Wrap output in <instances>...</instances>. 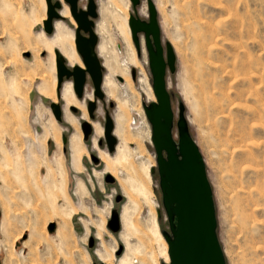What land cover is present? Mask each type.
Segmentation results:
<instances>
[{"label": "rangeland", "instance_id": "rangeland-1", "mask_svg": "<svg viewBox=\"0 0 264 264\" xmlns=\"http://www.w3.org/2000/svg\"><path fill=\"white\" fill-rule=\"evenodd\" d=\"M95 2L98 51L105 77L116 83V96L106 94L99 115L95 112L91 120L87 111L85 118L82 111H72L63 94L70 89L87 109L92 80L88 78L81 101L65 78L59 122L44 95L59 94L54 50L60 49L53 45L52 55L48 47L57 24H64L73 37L75 28L55 21V32L48 36L46 0H0V264H108L99 257L104 246L113 249L111 264H164L169 257L159 234H171L170 221L144 110L155 98L152 74L145 36L139 35L138 53L129 28L131 15L149 21V2L140 0L135 9L131 0ZM153 2L163 43L172 40L177 56L176 71L168 73L173 131L178 141L183 114L205 161L227 264H264V0ZM87 4L81 0L79 5ZM126 42L135 50L137 68ZM126 73L130 81H120L118 76ZM107 114L116 126L121 114L127 130V141L115 132L117 150L111 154L104 138ZM85 119L94 129V124L102 128L87 141ZM80 134L82 153L73 146ZM120 150L125 157L112 167L113 177L97 156L103 151L116 158ZM124 209L132 220L128 225L122 219L121 231L112 233L107 226L112 212L123 216ZM104 221L106 231L100 235L98 225ZM91 238L96 239L93 249ZM120 246L123 251L117 255Z\"/></svg>", "mask_w": 264, "mask_h": 264}, {"label": "water", "instance_id": "water-1", "mask_svg": "<svg viewBox=\"0 0 264 264\" xmlns=\"http://www.w3.org/2000/svg\"><path fill=\"white\" fill-rule=\"evenodd\" d=\"M69 5L72 17L77 23L75 31L76 50L83 61L84 68H70L62 54L55 50L58 89L65 78L72 79L75 94L79 99L84 97L85 87L90 77L94 88V100L87 102L91 119L95 118L97 100H104L103 92L104 67L97 48L99 38L95 31L94 19L98 17L95 0H88L86 9L79 6L80 0H64ZM134 9L140 0H131ZM149 2V21H143L131 15L129 26L138 50L141 48L140 34L145 36L149 66L152 74V87L157 102L144 106L145 114L152 127V143L157 154L158 172L162 201L169 217L171 234L164 232L169 244L170 264H227L225 254L217 235V214L214 194L208 179L205 161L197 144L188 130L183 114L178 122L179 139L174 138L173 94L168 89V73L176 71L177 56L171 43H163L162 30L157 8L152 0ZM47 19L44 20V32H54V22L61 18L62 4L59 0H46ZM30 54L27 53V56ZM135 78V71H133ZM119 80H123L119 77ZM57 121L63 120L61 103L50 106ZM73 111H77L72 108ZM115 123L109 114L104 125V138L110 153L114 152L117 138L114 135ZM85 140L92 135L89 122L82 123ZM66 142V139H64ZM103 141H100V145ZM95 163L97 157L91 155ZM155 173V169H152ZM108 182H113L109 176ZM122 197L117 198L121 202ZM112 233H119L122 228L121 215L113 210L108 222ZM95 247L94 238L90 239L89 248ZM123 251L120 246L117 255ZM95 264V263H94Z\"/></svg>", "mask_w": 264, "mask_h": 264}, {"label": "bare ground", "instance_id": "bare-ground-1", "mask_svg": "<svg viewBox=\"0 0 264 264\" xmlns=\"http://www.w3.org/2000/svg\"><path fill=\"white\" fill-rule=\"evenodd\" d=\"M60 2H62L61 4H62V8H61V10L63 9V7H64V5H66L68 8H69V5L67 4V3H63V1L62 0H59ZM65 2V1H64ZM80 2H81V0H80ZM80 2H79V4H80ZM152 2H153V0H152ZM153 4L155 5V3L153 2ZM80 6V5H79ZM81 7V6H80ZM86 7H87V5H84L83 7H81V8H83V9H86ZM68 8H65L64 10H63V13H61V10H60V15H61V18L60 19H58V20H55V21H60V20H64V21H67L68 23H70V25L72 26V27H74L75 28V31H76V28H77V23H76V21L74 20V18L72 17V15H71V12H70V8H69V10H68ZM159 23H160V21H159ZM54 24H55V22H54ZM76 25V26H75ZM160 27H161V23H160ZM129 28H130V26H129ZM162 29V28H161ZM95 31H96V33H97V28H96V25H95ZM130 31H131V28H130ZM54 32H55V25H54ZM54 32L51 34V35H53L54 34ZM46 34V33H45ZM98 34V33H97ZM47 35V34H46ZM131 35H132V32H131ZM48 36H50V35H48ZM56 37H54V40H53V44H52V46H49L48 48H49V51H50V53L53 55V45H55V46H57L60 50H58V49H55V50H58L61 54H62V56L64 57V59L66 60V62L68 63H71V64H73L72 66L70 65V64H68V66L70 67V68H72L73 66H76V65H78V66H81L82 68H84V64H83V61L81 60H79V58H80V56H79V54H78V52L76 53V51H75V48H76V44H74V41H75V36L73 37V33L64 25V24H62V23H59V24H57V28H56V35H55ZM128 38V37H127ZM127 38H126V40H127ZM128 40H129V38H128ZM132 40H133V36H132ZM134 41V40H133ZM172 40H170V42L169 43H173V42H171ZM127 43V42H126ZM135 43V42H134ZM128 44V43H127ZM173 45V44H172ZM75 46V47H74ZM128 46H130L129 47V50H130V59L132 60V66L133 65H135L134 66V68L136 67L137 68V66L139 65L138 64V59H137V57H136V53H135V50L133 49V46H132V44L131 43H129L128 44ZM98 48H99V43H98ZM98 48H97V51H98ZM54 50V51H55ZM147 50V49H146ZM177 50V49H176ZM101 52L102 53H104L105 54V56H106V58H107V62L111 65L112 64V59H110L109 58V56H107V53H106V47H105V45L104 44H102L101 45ZM120 53V52H119ZM138 53H141V48H140V50H138ZM148 53V52H147ZM78 54V55H77ZM98 54H99V51H98ZM55 56H56V54H55ZM78 56H79V58H78ZM99 57H100V55H99ZM81 59V58H80ZM100 59H101V57H100ZM68 60V61H67ZM149 60V59H148ZM82 62V63H81ZM75 63V64H74ZM103 67L105 68V66H104V63H103ZM56 70H57V66H56ZM135 71V70H134ZM119 77H121L122 79L124 78L125 79V81L127 82V81H130V77H129V74H121V76H118V79H119ZM42 79L44 78V77H41ZM169 78V77H168ZM44 81V80H43ZM57 81H58V78H57ZM67 81V80H66ZM66 81H64V83L66 82ZM68 81H72L73 82V80L72 79H70V80H68ZM121 81V80H120ZM167 82H168V79H167ZM64 83H63V85H64ZM63 85H62V87H63ZM87 85H88V81H87V84H86V87H85V91H86V88H87ZM62 87L60 88V90L57 88V93H59L58 94V96H56L55 95V93H45V95L44 96H46L48 99H50L51 101H52V103H61L60 102V100H62V98H61V90H62ZM104 88H105V90H106V92H105V90H104ZM73 89H74V85H73ZM102 89H103V92H104V94H105V97H106V94L109 96V97H111V98H114L115 96H116V83L113 81V80H111V79H109V78H106L105 77V74H104V80H103V87H102ZM152 89H153V87H152ZM168 89H169V86H168ZM93 90V99L92 100H94V88L92 89ZM85 91H84V96H85ZM75 92V91H74ZM153 92H154V90H153ZM76 95V94H75ZM155 95V94H154ZM76 97H77V95H76ZM78 98V97H77ZM63 99L64 100H66V103H67V105L68 106H70L71 107V109L72 108H75L76 110H79V111H82V113H83V115L85 116V118H86V116H87V111H88V109H86L85 107H84V105L83 104H81L80 102H78L76 99H75V97H74V94H73V92L70 90V89H67V90H65L64 91V94H63ZM107 99V98H106ZM78 100H81V101H83L84 100V97L82 98V99H79L78 98ZM92 100H88V101H92ZM87 101V102H88ZM100 101H103V100H97V110L95 111L96 112V115L98 114L97 112H98V109H99V106H100ZM155 102H157V100H156V97L155 98H153L152 99V103H155ZM62 105V112H63V104H61ZM125 109V108H124ZM103 110H104V108H103ZM122 110H123V108H122ZM52 111V110H51ZM73 111V110H72ZM105 111V110H104ZM125 112H126V110H125ZM53 113V112H52ZM88 114H89V112H88ZM54 115V114H53ZM99 115V114H98ZM111 116V118L114 120V118H113V116H112V114L110 115ZM55 117V116H54ZM90 117V116H89ZM147 117V116H146ZM91 119V118H90ZM55 120L57 121V119L55 118ZM53 121L54 122V124H56V121ZM91 120H93V119H91ZM84 122H89L90 123V125L92 126V133L94 134V131L96 130V133H101L102 132V128L101 127H99L98 125H95L94 124V126H95V129H94V127H93V125L91 124V122L89 121V120H87V119H85V121ZM118 124H117V126H116V124H115V128H114V135H115V132H116V134H118V135H120L121 137H125V139H126V134H127V130H126V128L124 127V124L122 123V115L121 114H119L118 115ZM114 123H115V120H114ZM103 128H104V126H103ZM116 130V131H115ZM83 131V130H82ZM84 134V133H83ZM105 136V135H104ZM116 136V135H115ZM80 141H78L76 138H74V140H73V146H74V148L75 149H77V150H79L81 153L82 152H84L85 150L83 149V146H82V143H81V139H82V136H81V134H80ZM117 137V136H116ZM174 138H175V140H177V135L176 134H174ZM90 139V138H89ZM118 139V138H117ZM178 139H179V134H178ZM84 140H85V138H84ZM86 141V140H85ZM126 141H127V139H126ZM195 141V140H194ZM202 142V141H201ZM200 142V143H201ZM128 143V142H127ZM195 143L197 144V142L195 141ZM60 145H61V141H60ZM99 146H100V140H99ZM197 146H198V148H199V145L197 144ZM116 150H117V146H116ZM200 150V149H199ZM108 151V150H107ZM109 152V151H108ZM110 153V152H109ZM111 154V153H110ZM77 155H81V154H79V153H77ZM100 160H101V162L103 163V161L105 162V164L107 165V170L110 172V174H108V175H114L115 177H116V174L115 173H113V166L114 165H116L121 159H124V153H123V151L122 150H120V153H119V156H117L116 158H113V157H111V155H109V154H107V153H105V152H103V151H101V153H100V157L99 156H97ZM92 159V158H91ZM115 167V166H114ZM112 175V176H113ZM208 175V174H207ZM113 176V177H114ZM208 179H209V177H208ZM210 181V180H209ZM211 183V182H210ZM121 186L123 187V186H125L123 183L121 184ZM152 208H153V206H151ZM121 214V213H120ZM132 217H131V212H129V210L128 209H124V212H123V216H121V224H122V219H123V221H124V223H126V224H128L129 225V221L130 220H132L131 219ZM157 221L156 220H154V224H155V227H156V229H157V232H158V230H159V228H158V224L156 223ZM104 228H105V221L101 224V225H98V229H99V234L101 235V233H102V231L104 230ZM104 231H106V230H104ZM158 234H159V232H158ZM163 234V233H162ZM122 235V234H121ZM163 236H164V234H163ZM100 237V236H99ZM106 237V236H105ZM123 237H124V239H126L127 241H128V237H127V234H123ZM159 237L162 239V241L164 242V244H165V249H168V254H169V244H168V242L166 241V239H164L160 234H159ZM96 240V239H95ZM124 245V244H123ZM125 247V246H124ZM116 253H118L117 251H116ZM99 257L101 258V260H103L104 262H106V263H108V264H111L112 263V261H113V249H109V247L108 246H104L103 247V250L99 253ZM127 258V255H125V256H123L121 259H120V261L122 262V261H124L125 259ZM170 262H171V260H170V255H169V257H167V259L165 260V263L164 264H170ZM104 264V263H103Z\"/></svg>", "mask_w": 264, "mask_h": 264}]
</instances>
